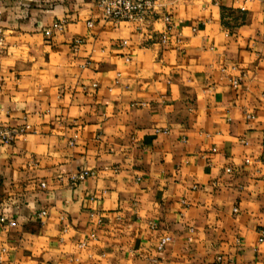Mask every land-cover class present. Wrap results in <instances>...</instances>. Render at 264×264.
<instances>
[{
	"label": "crops",
	"instance_id": "crops-1",
	"mask_svg": "<svg viewBox=\"0 0 264 264\" xmlns=\"http://www.w3.org/2000/svg\"><path fill=\"white\" fill-rule=\"evenodd\" d=\"M96 2L0 0V264H264V0Z\"/></svg>",
	"mask_w": 264,
	"mask_h": 264
},
{
	"label": "built area",
	"instance_id": "built-area-1",
	"mask_svg": "<svg viewBox=\"0 0 264 264\" xmlns=\"http://www.w3.org/2000/svg\"><path fill=\"white\" fill-rule=\"evenodd\" d=\"M170 0H97L96 5L101 10L102 14L107 20H110L114 23L120 22H134L136 24L137 29L141 33H146L152 22L161 18L165 23H167L166 29L169 30L170 27L168 23L170 22V17L167 14H164V6L165 2H169ZM2 10L0 9V15ZM92 22H88V26H91ZM61 30L62 25L60 22H54L50 28H47L44 31L45 36H50L51 30ZM1 41V37H0ZM161 41L165 42L166 37L163 34L161 37ZM122 44L125 45L126 41H122ZM232 85L237 87L239 85V78H234L232 80ZM246 117L248 119H252L254 116L251 114H247ZM30 129L28 124H23L21 126H9V125H0V144H11L15 140H17L20 136L25 134ZM166 132V130H164ZM248 163L249 161L246 160ZM229 172L230 169L227 168ZM90 173L86 170H83L73 176H71V180L73 182L83 180ZM41 187H45V183L40 184ZM234 212H237V209H233ZM46 211H42L39 213V216H45ZM12 224L11 221H9ZM262 240V238L260 239ZM172 241L171 236L166 235L161 237L157 243V249L162 250L165 245ZM4 252L5 250L2 249ZM1 261V258H0Z\"/></svg>",
	"mask_w": 264,
	"mask_h": 264
}]
</instances>
